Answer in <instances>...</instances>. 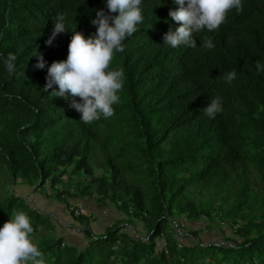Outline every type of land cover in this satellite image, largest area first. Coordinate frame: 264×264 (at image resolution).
Wrapping results in <instances>:
<instances>
[{"label": "trees", "instance_id": "16d2710c", "mask_svg": "<svg viewBox=\"0 0 264 264\" xmlns=\"http://www.w3.org/2000/svg\"><path fill=\"white\" fill-rule=\"evenodd\" d=\"M242 6L218 29L194 33L195 48L171 47L164 34L180 26L169 15L179 5L141 0L142 23L110 64L124 73L120 102L110 118L85 124L70 94L54 97L56 84L44 90L47 70L66 60L74 29L95 33L97 10L118 13L106 0H0V163L11 184L22 177L49 184L57 198H96L147 232L135 237L118 221L97 236L87 225V246L78 247L46 234L38 243L44 226L32 222L44 264H264V71L256 68L264 65V0ZM59 16L67 31L48 44ZM9 53L17 57L11 76ZM217 96L223 110L212 118L204 108ZM15 209L0 202V227ZM72 215L82 224L92 216ZM225 227L231 244L200 237Z\"/></svg>", "mask_w": 264, "mask_h": 264}, {"label": "clouds", "instance_id": "9594fccd", "mask_svg": "<svg viewBox=\"0 0 264 264\" xmlns=\"http://www.w3.org/2000/svg\"><path fill=\"white\" fill-rule=\"evenodd\" d=\"M110 15L103 9L96 11V31L90 36L83 32L72 31L68 44L67 58L54 61L47 70V83L44 90L48 91L53 84L58 85V91H51L55 96L64 97L70 94L72 107L81 115L80 120L85 124L99 120L101 116L110 118L114 115L113 105L120 102L118 93L123 88L124 73L122 69L110 68L115 53L124 51L123 41L134 34L137 25L142 23L140 9L141 0H106ZM179 7L170 10L169 15L180 26L175 31L164 34V43L171 47L185 44L196 47L194 33L203 29L209 32L216 30L225 22L230 10L236 9L237 14L243 11L242 0H174ZM63 16L55 21L52 36L46 43L59 33L66 32ZM203 47L212 49L211 39H205ZM17 57L9 53L4 64L9 75L15 73ZM43 69L45 61L40 55L36 64ZM257 71H264V65L256 64ZM236 76L235 70L226 73L225 79L231 82ZM79 98L77 101L75 98ZM220 98L212 97L204 108L205 113L214 118L222 112ZM34 228L29 217L23 212H13L11 218L0 227V264H44L43 253L33 241Z\"/></svg>", "mask_w": 264, "mask_h": 264}, {"label": "crops", "instance_id": "0c3cea01", "mask_svg": "<svg viewBox=\"0 0 264 264\" xmlns=\"http://www.w3.org/2000/svg\"><path fill=\"white\" fill-rule=\"evenodd\" d=\"M28 186L30 188L28 187L24 189V196H22V194L15 195L23 197L31 210H38L41 214L49 216L53 221L54 233L56 236L63 237L67 243L72 244L73 246H87L88 236L85 231L87 225L97 236L104 234L108 230V227L118 221L122 222V225L130 227L129 224L123 223V221L126 220L128 222V219H126V217L124 218L125 215L121 211H118L116 207L113 206L99 207L98 205L100 204H95L93 201L94 198H89L86 201V205H84L82 203L84 200L73 198L76 200L75 202H71L64 198L54 197L50 190L47 194H44L43 192H40L39 188L35 189V185L28 184ZM41 195H45V197L42 198ZM80 203H82L88 210L89 214L86 215H92L90 224H82L78 222L72 215L73 211H70L72 206ZM50 234H52V231Z\"/></svg>", "mask_w": 264, "mask_h": 264}, {"label": "rangeland", "instance_id": "374dc122", "mask_svg": "<svg viewBox=\"0 0 264 264\" xmlns=\"http://www.w3.org/2000/svg\"><path fill=\"white\" fill-rule=\"evenodd\" d=\"M0 166H1L0 167V202L1 203H4L7 206V205H9L10 201H12L13 202V205H14V208H16L15 209V212L23 211L29 217L30 223H32V222L35 223V222L39 221L44 226L43 230L40 233H36L35 234V237L34 238H35L36 241H38V243L46 242L47 241L46 240L47 237L45 236V234L48 235L49 238H52L53 240L54 239L55 240L60 239L54 233V224H53V221L51 220V218L49 216H46V215H43L42 214V215H38L39 217H36V213L34 211H32L28 207L25 199L23 197L15 196L14 195V193L15 194H22V196L25 195L24 189L28 188L29 186H28L27 183L24 182V179L22 177L21 178H18L17 183L11 184L12 181H13V178L11 176V170H10V168L8 167L7 164H5L3 162L0 163ZM25 184H27V185H25ZM258 184H259L258 188L260 189V192H264V182L261 181V180H259V183ZM49 187H50L49 184H46V187H41L40 188L41 190L40 189L39 190H40L41 193L43 192L44 194H47L48 193V189H49L50 191H52L53 196L54 197H57L56 194H54L55 193L54 192V189L49 188ZM34 188L36 189L38 187L36 186ZM41 196H42V198L45 197V195H41ZM67 200H70L71 202H75L76 199H73L71 197H67ZM87 200L82 201V203L84 205H86V201ZM93 201L95 202V204H98V202L96 201V198H94ZM98 206L100 207V206H103V205H98ZM70 211H72L71 208H70ZM123 214L125 215L124 218L125 217H126V219L129 218V216H127L125 213H123ZM89 220L90 219H85V221H86L85 223L86 224H90V221ZM137 222H140V221H136V223ZM123 223H127V224L130 225V222L123 221ZM136 223H134L133 225H130V227L127 226V225L126 226H127V228L130 229V231L132 232V234L135 237L147 238V234H146L147 232L145 230L144 223H141V222L138 223V224H136ZM172 225L174 227V231L176 232L175 234L179 235L178 234L179 233V228L177 227V224H175L174 222H172ZM201 226H204V225L202 223H200V222L197 223V227L198 228L201 227ZM143 228H144V231H143ZM51 231H52V234H50ZM183 232H185V231H183ZM136 233H137V235H136ZM53 234H55V235H53ZM186 234H187V232H186ZM226 235H231V232H229L228 229H227V233L226 234H221L220 233V229L216 228L215 230L214 229H212V230L211 229H205L200 234V237L203 239L204 242H209V241L222 242L223 241L226 244L227 243H230L231 244V242H229V241H224L226 239L225 238ZM187 236H189L191 239H194L195 238L194 236H192L190 234H188ZM160 242H163V240H161Z\"/></svg>", "mask_w": 264, "mask_h": 264}, {"label": "built area", "instance_id": "2783aa9c", "mask_svg": "<svg viewBox=\"0 0 264 264\" xmlns=\"http://www.w3.org/2000/svg\"><path fill=\"white\" fill-rule=\"evenodd\" d=\"M71 210L74 211V214H76V215L89 214L88 210L86 209V207L82 203L72 206ZM126 229H127V226L125 225L124 230H126Z\"/></svg>", "mask_w": 264, "mask_h": 264}]
</instances>
